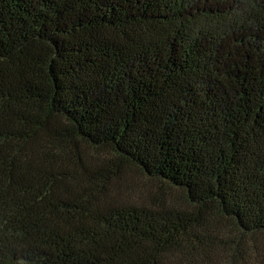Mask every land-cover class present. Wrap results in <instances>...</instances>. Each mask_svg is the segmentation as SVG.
Masks as SVG:
<instances>
[{
  "label": "trees",
  "instance_id": "trees-1",
  "mask_svg": "<svg viewBox=\"0 0 264 264\" xmlns=\"http://www.w3.org/2000/svg\"><path fill=\"white\" fill-rule=\"evenodd\" d=\"M0 264H264V0H0Z\"/></svg>",
  "mask_w": 264,
  "mask_h": 264
},
{
  "label": "rangeland",
  "instance_id": "rangeland-1",
  "mask_svg": "<svg viewBox=\"0 0 264 264\" xmlns=\"http://www.w3.org/2000/svg\"><path fill=\"white\" fill-rule=\"evenodd\" d=\"M90 152H94L97 153L94 150H91ZM101 154H106L103 152H100ZM128 175H130V183H132V185H135L136 187V192H130L129 190H127V196L130 199H138L140 197H146L151 193H155V191H158L159 188H166L165 185H163L161 182L155 181V180H150L147 179L145 177H140L139 175L135 174L134 172H129ZM171 195L173 194L174 196H177V201H181L183 200V195L181 193V191H179L178 189L173 191V192H169ZM258 238V237H257ZM256 238V239H257ZM261 238H258V240Z\"/></svg>",
  "mask_w": 264,
  "mask_h": 264
}]
</instances>
